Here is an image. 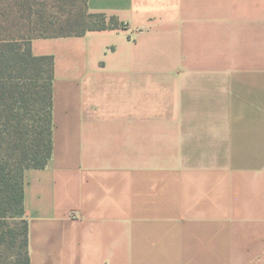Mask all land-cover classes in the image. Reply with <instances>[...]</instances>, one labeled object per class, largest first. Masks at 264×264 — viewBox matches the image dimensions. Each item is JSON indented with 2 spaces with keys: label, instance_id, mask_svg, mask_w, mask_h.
<instances>
[{
  "label": "crops",
  "instance_id": "1",
  "mask_svg": "<svg viewBox=\"0 0 264 264\" xmlns=\"http://www.w3.org/2000/svg\"><path fill=\"white\" fill-rule=\"evenodd\" d=\"M24 171L29 264H264V0H87Z\"/></svg>",
  "mask_w": 264,
  "mask_h": 264
},
{
  "label": "trees",
  "instance_id": "2",
  "mask_svg": "<svg viewBox=\"0 0 264 264\" xmlns=\"http://www.w3.org/2000/svg\"><path fill=\"white\" fill-rule=\"evenodd\" d=\"M120 26L90 13L87 0H0V219L22 221L14 235L20 264H29L24 171L43 168L52 153L54 61L35 56L31 41Z\"/></svg>",
  "mask_w": 264,
  "mask_h": 264
},
{
  "label": "rangeland",
  "instance_id": "3",
  "mask_svg": "<svg viewBox=\"0 0 264 264\" xmlns=\"http://www.w3.org/2000/svg\"><path fill=\"white\" fill-rule=\"evenodd\" d=\"M108 24H111L108 21ZM22 226L20 218L0 219V264H20L15 254V233Z\"/></svg>",
  "mask_w": 264,
  "mask_h": 264
}]
</instances>
